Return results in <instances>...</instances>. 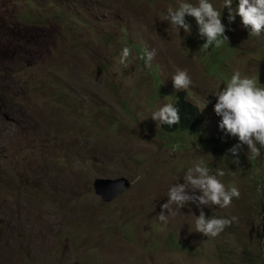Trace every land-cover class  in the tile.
<instances>
[{
  "label": "rangeland",
  "instance_id": "374dc122",
  "mask_svg": "<svg viewBox=\"0 0 264 264\" xmlns=\"http://www.w3.org/2000/svg\"><path fill=\"white\" fill-rule=\"evenodd\" d=\"M181 2L198 4L0 0V264H264V148L249 159L243 145L234 163L239 139L214 112L235 72L264 86V33L250 35L238 15L229 23L225 0H209L228 41L203 49L194 18L190 32L165 20ZM180 70L186 90L174 88ZM181 91L205 117L199 133H167L151 118ZM200 160L240 192L228 208L203 209L238 218L214 239L195 232V204L156 218ZM121 178L130 186L113 201L95 193L97 179Z\"/></svg>",
  "mask_w": 264,
  "mask_h": 264
},
{
  "label": "clouds",
  "instance_id": "9594fccd",
  "mask_svg": "<svg viewBox=\"0 0 264 264\" xmlns=\"http://www.w3.org/2000/svg\"><path fill=\"white\" fill-rule=\"evenodd\" d=\"M238 3V8L233 10L232 0H225L224 8L229 9V23L234 22L238 15L243 27L250 30V35L260 36L264 33V0H239ZM186 17L195 19L199 36L206 41L202 46L203 49L212 45L219 47L224 41H228L225 25L221 22V12L217 11L209 0H198L196 5L181 2L175 9L169 6L165 20L177 31L183 29L184 32H190L191 25L186 22ZM130 52L131 50L127 47L122 50L120 65L127 67ZM155 55L156 52L153 49L141 59L145 60L147 67H151ZM172 80L176 90H186L192 84L187 70L178 71L172 76ZM215 97L214 112L222 117L219 128L231 136L238 137L240 142L228 149L229 154L237 157L233 162L239 163L238 156L243 145H247L249 149L247 158L259 157L261 149L264 148V86H261L254 78L242 77L237 71ZM168 98L165 97L164 100ZM151 118L157 122L158 126L165 124L172 126L180 123L179 109L172 103H164L152 113ZM217 175L222 177L225 173L219 171L216 175L210 174V169L203 160L195 162L183 176V184L175 183L170 186L167 202L161 206L157 220L166 224L170 217L181 213L180 209L185 208L186 205L195 204L200 209L198 217L192 215L195 218V232L210 239L218 237L226 227L237 222L238 218L235 216L231 219L206 218L203 209L213 206L228 208L233 198L240 197V192L237 187L226 188Z\"/></svg>",
  "mask_w": 264,
  "mask_h": 264
},
{
  "label": "trees",
  "instance_id": "16d2710c",
  "mask_svg": "<svg viewBox=\"0 0 264 264\" xmlns=\"http://www.w3.org/2000/svg\"><path fill=\"white\" fill-rule=\"evenodd\" d=\"M174 105L179 109L180 123L172 126L161 125L164 132L187 131L199 133L203 130L205 117L196 105L188 101L186 91L177 92Z\"/></svg>",
  "mask_w": 264,
  "mask_h": 264
},
{
  "label": "water",
  "instance_id": "95a60500",
  "mask_svg": "<svg viewBox=\"0 0 264 264\" xmlns=\"http://www.w3.org/2000/svg\"><path fill=\"white\" fill-rule=\"evenodd\" d=\"M129 182L124 179H97L94 182L95 193L105 202H111L129 187Z\"/></svg>",
  "mask_w": 264,
  "mask_h": 264
}]
</instances>
